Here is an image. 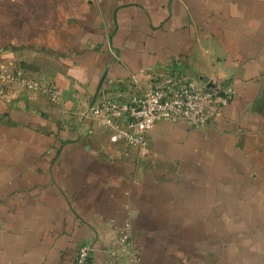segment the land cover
<instances>
[{"label":"crops","instance_id":"0c3cea01","mask_svg":"<svg viewBox=\"0 0 264 264\" xmlns=\"http://www.w3.org/2000/svg\"><path fill=\"white\" fill-rule=\"evenodd\" d=\"M0 67L40 85L0 86V264H74L82 243L107 264L128 225L140 264H174L161 223L186 165L264 190V0H0ZM178 75L232 85L215 125L160 121L125 150L91 116Z\"/></svg>","mask_w":264,"mask_h":264},{"label":"rangeland","instance_id":"374dc122","mask_svg":"<svg viewBox=\"0 0 264 264\" xmlns=\"http://www.w3.org/2000/svg\"><path fill=\"white\" fill-rule=\"evenodd\" d=\"M204 164L205 161L203 166L195 167L197 170L200 166L203 175H195L193 168L186 165L184 171L189 173L180 176L181 181L175 189L169 188L172 193L168 205L170 211L166 221L161 223L160 234H173V237L160 241L177 252L174 264H183L180 253L185 254V264H215V259L216 264H252L264 256V232L260 234L264 229L261 176L253 177L238 166L232 174L234 165L229 164L223 168V175L219 174L223 177L221 182V178H217L218 172H214L208 163ZM252 184L256 186L255 190L251 189ZM201 199L206 201L205 208L197 203ZM173 212L177 213L178 219L170 215ZM186 227L191 229L188 234L192 236H187ZM129 229V225L126 226L123 233L127 234L126 243L120 239L119 242L112 241L107 264L112 253H118L116 264H140L136 240Z\"/></svg>","mask_w":264,"mask_h":264},{"label":"built area","instance_id":"2783aa9c","mask_svg":"<svg viewBox=\"0 0 264 264\" xmlns=\"http://www.w3.org/2000/svg\"><path fill=\"white\" fill-rule=\"evenodd\" d=\"M2 88L22 86L37 91L40 85L29 81L22 71H8L0 67ZM234 89L228 82L220 87H201L183 76H169L158 82L150 91L131 97L111 98L102 96L90 106V113L108 133L113 145L125 150H143L147 146L152 127L160 121L186 122L195 129L215 125L220 110L230 104ZM120 242L126 243L127 234L120 235ZM109 264H116L118 253L109 256ZM93 249L82 243L74 264H92Z\"/></svg>","mask_w":264,"mask_h":264}]
</instances>
